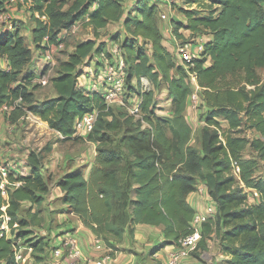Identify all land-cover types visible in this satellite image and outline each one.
Here are the masks:
<instances>
[{
	"label": "trees",
	"instance_id": "16d2710c",
	"mask_svg": "<svg viewBox=\"0 0 264 264\" xmlns=\"http://www.w3.org/2000/svg\"><path fill=\"white\" fill-rule=\"evenodd\" d=\"M25 1H31L33 42L40 53L63 40L61 32L78 21L92 27L95 35L79 41L60 61L50 79L56 95L39 101L34 48L17 21L13 29L4 28L0 21V56L9 65L0 66V107L14 106L4 115L16 122L33 113L66 138L96 143L88 177L80 166L56 182L69 209L112 248V256L126 234L134 238L140 223L162 227L161 246L178 245L191 232L195 208L189 195L203 182L218 212L205 223L200 247L206 248V237L215 232L222 253L230 256L228 264H264V177L256 176L259 159L264 158V79L259 72L264 67V0H188L206 4L209 12L195 7L184 9V21L172 16L174 35L186 39L181 31L185 27L192 35L206 31L210 38L200 56L187 63L178 61L164 43L162 0H135L131 6L130 0ZM11 4L0 0V14ZM36 11L48 19L37 17ZM115 22L122 23L126 34L117 55L96 39L101 29ZM95 56L99 65L106 56L125 61L129 94L141 98L139 117L108 105L102 92L80 85L82 66ZM193 76L199 97L210 108L200 147L191 143L194 128L187 117L189 98L196 91ZM143 77L155 86L166 84L172 105L169 115L157 113L155 91L144 87ZM95 109L93 129L86 136L78 135L76 119ZM219 117L228 121V128L222 129ZM1 118L2 114L0 128ZM247 128L256 136L245 135ZM248 149L257 155L247 156ZM28 160L31 172L19 175L22 184L9 189L8 198L0 191V215L9 216L7 223L13 230L12 236L1 235L2 217L0 264H18L16 241L27 238V233L15 229L40 224L39 213L51 192L44 156L31 151ZM247 188L259 191V202L250 203ZM25 200L32 204L28 218H21ZM30 243L37 260H44V238Z\"/></svg>",
	"mask_w": 264,
	"mask_h": 264
},
{
	"label": "rangeland",
	"instance_id": "374dc122",
	"mask_svg": "<svg viewBox=\"0 0 264 264\" xmlns=\"http://www.w3.org/2000/svg\"><path fill=\"white\" fill-rule=\"evenodd\" d=\"M130 1L129 2L131 5L135 4V0H130ZM187 1L188 0H162L161 7H160V15L162 13L167 14V18H162L160 16L161 17L160 22L162 25L164 38H165L164 43L168 44V48H170L173 55L178 61H180V57L178 55L179 54L178 50L180 46L182 45L184 46L186 43H197L199 46H201V44H203L205 41L204 39L202 40L203 34L208 33L206 31L205 32L203 31L204 33L201 32V33H196L195 35H192L189 30L183 27L181 31L184 34L186 39H180L174 35L173 26L170 23V19L172 16L177 15V16H181L185 18L184 9L195 8V7L201 9V12H203L204 14L209 12V7L205 6L206 4L202 2L189 3ZM13 6H17V7L13 9ZM204 7L206 8L204 9ZM28 11H29V4L24 3L23 0H18V2L15 1L14 3L10 5L9 12L11 13L12 17L8 20V22L11 21V24H13L12 20L13 22L17 21L20 27V31L25 36L26 42L29 45L33 46L34 52H35V58H34L35 66L34 67L36 68L39 66V62L41 61L40 59L43 58V56H42V53H40V51H38L37 47L34 45L33 35L31 32L32 31L31 26L34 25V21L31 17V12L30 11L28 12ZM169 16H170V19H169ZM78 23L79 24L76 23L77 27L75 31H70L65 36L61 37V39H63L64 41V47L60 50L57 49L53 53L56 59V63L52 66H49L46 71V75L49 77V80L52 78V76H54L57 73L60 61L68 57L69 53L75 49V46L78 44L79 41L86 39L89 36H95L93 33L92 27L85 26V24H83L81 21H78ZM6 24L7 23L2 22V26L4 28H9L8 26H6ZM11 29H13V27ZM113 34L116 35L115 38L113 37L114 36ZM125 35L126 34L122 26L120 25L118 26L117 24V25H112L109 28L107 27L105 29H101L100 32L97 34L96 39L98 42H105L106 43L105 48H107L108 50L113 52L115 55H117L119 44H121V40L125 38ZM188 49L190 50L191 48L189 47ZM193 51H195V49H193ZM96 58L97 56H95L92 61L91 59H89L82 66L84 73L79 78L80 85L83 86L84 84L85 85L87 84L88 89L91 88L92 79L94 81L98 80L97 76L99 72V67L104 65V63L106 62L104 61L102 64L99 65L96 63L97 61ZM1 59H4V58L1 57ZM114 60L115 61L118 60L117 56L114 57ZM30 67L31 68L33 67L32 63ZM259 72L262 78H264V67L260 68ZM143 85L146 89H154L155 97L158 101L157 113L160 115H169L171 113L172 105H171V99H169L168 97V90H167L166 84L162 82L159 85L155 86L152 82H150L147 78H145L143 79ZM54 94H55V89L50 81L49 83L45 85H38L36 92H35L36 99L39 101L49 98L53 96ZM122 99L124 101V104H121V102L118 103L117 101H113V103H111L110 105H112V107H121L124 111H127L130 113L131 107H133L136 103H140L141 101V98L139 95L129 94L128 87H126V90L123 93ZM209 112H210V108L201 99V97L195 98V97H192V95L190 96L188 107H187V117L194 128V133L191 139V143L196 146H199V147L201 146L200 132H201L203 125L206 123V118ZM218 119L221 121L223 130L228 128L227 120H225L222 117H219ZM38 131H41L44 137V139L40 143L34 142L36 137H38V135L36 134ZM12 134L15 137H12L11 141L16 142L18 145H22L23 149H29L30 151H37V152L40 151L41 154L44 156V172H45L46 177H48L51 183V187L53 188L55 195H58L61 192L60 188L56 186L57 178L60 175H62V173H64L65 171L72 168L75 164H82L81 166L87 163L90 164L94 151H96L95 145L91 141L84 139V138L80 140L74 137L66 138L63 136L61 132L51 128L49 126V123L43 120L42 118L39 120L37 118L26 119L22 124H19L18 127H16L14 133ZM244 134L249 137L256 136V132H253L249 128L244 130ZM9 135L10 133L7 134L6 136L8 137ZM7 144H8L7 146H10L9 143ZM251 154L257 155L255 151L248 149L246 151V155L250 156ZM259 160L260 161H259V165L256 170V176L264 177V158L263 159L261 158ZM246 191L249 194L248 199L250 203H256L253 200L254 197L253 195H251L252 193H249L250 191L248 188L246 189ZM55 200L56 202L58 201V203H61L60 196L55 198L54 201ZM65 209L66 207H63L62 210L66 211ZM54 212L53 210H50L49 207L47 208L45 207L44 209L41 210V213H39L40 224H37L38 226L30 225L24 229H19L17 227L15 229L16 232H18L19 230H22L23 232L27 233L25 235L27 236V238L25 239L22 238V240H19V241L24 242L23 244L27 243L28 245H31L30 243L31 240L33 241V240L44 238V242L48 244L49 236H51L50 231H52V236H54V234L58 236L54 232L57 226H59ZM19 216L21 218H28L27 206L23 207L22 205L21 210L19 212ZM1 218L2 217H0V219ZM11 231L13 230L10 228V231H9L10 234H11ZM162 247L160 246L157 250H162ZM53 248L54 247H50L48 244L46 248L48 254L51 252V250H53ZM127 249L131 252H135L134 245L128 246ZM148 250L149 249L147 248L144 250V252H141L144 257V261L142 264H154V263L157 264L156 263L157 260L155 259H154L155 261L152 260L153 258L151 255L155 254L153 255V257L155 258H158L161 256H158V257L156 256L157 251L148 252ZM172 252H171V256H172ZM165 255H166V252H165ZM64 257H69L66 251L62 259ZM47 258H48V261L46 264H51L52 260L50 256ZM198 258L199 260H204V259H200V257ZM28 259H30L28 261V264H39V261L37 260V252L35 251L31 252ZM72 260L74 261V259ZM208 261L209 260H204L203 262L207 263Z\"/></svg>",
	"mask_w": 264,
	"mask_h": 264
},
{
	"label": "built area",
	"instance_id": "2783aa9c",
	"mask_svg": "<svg viewBox=\"0 0 264 264\" xmlns=\"http://www.w3.org/2000/svg\"><path fill=\"white\" fill-rule=\"evenodd\" d=\"M12 3L15 1L18 2V0H11ZM24 3H30L23 0ZM9 13V14H8ZM36 16L41 18L42 20H47L48 17L45 14H41L39 12H35ZM162 18H167V14L162 13L160 15ZM12 17L11 13L8 11H4L0 14V21L7 23L6 26L9 28H12L14 26V22L12 20L8 22V20ZM170 19V16H169ZM77 24H79L77 22ZM77 24L75 23L70 28H65L61 34L60 38L65 36L70 31H75ZM191 43H186L184 46H180L178 50V55L180 57L181 63H187L191 62L194 57H198L200 55V52L203 48V44L199 46V51H193L192 49H188ZM117 46V45H116ZM64 47V41L61 40L58 44H56L54 47L47 48L43 53L39 66L35 68V72L37 73V76L34 78V82L39 83L41 85H45L49 83V77L46 75L45 69L48 66H52L56 63V59L53 55L54 51L57 49L60 50ZM119 51V47L118 50ZM6 61V58L3 57ZM35 58V55H34ZM99 57L96 59L98 60ZM100 59H104L103 61H106L104 65L99 67L98 72V80L94 81L93 79L91 84V90H96L102 92L104 95L105 101L108 105L113 103V101H117L118 103L121 102V104H124V101L122 99L123 93L126 89V63L125 61L120 58L117 61L109 60L106 57H102ZM0 56V61H1ZM93 59H91L92 61ZM35 61V60H34ZM8 62V61H7ZM1 66V65H0ZM2 67H9V65H3ZM147 77H143L145 79ZM193 79L195 80L196 77L193 76ZM87 87V84L83 85ZM192 97L200 98L197 91H195L192 94ZM14 108L13 105H7L4 104L0 107V114H4L7 111L12 110ZM140 106L139 103H136L133 107L130 109V113L136 115L137 117L140 116ZM98 111L95 109L93 111L85 113L83 116L78 117L75 121V128L77 131V134L79 135H86L89 131H91L94 127L96 118H97ZM223 138V136H222ZM224 139V138H223ZM31 168V165H30ZM240 170V167H236V173H238ZM13 174L14 180H10V175ZM0 191L3 194L5 198H8L9 189L14 188L15 186L21 185L22 180L19 179V175H27L26 173H20L18 174L14 170V163L12 161H6L0 159ZM192 193H196L199 197V203L198 206L194 207L195 212L191 220V232L186 235L184 238L181 239L180 243L176 246V249L172 252V264H186L187 261H191V264H208L203 262L202 260H199V256L196 254L198 250L200 249V243L204 237V226L205 223L208 222L210 219H215V216L218 212V204L216 200L212 197L208 190V186L201 182L198 185V188L193 191ZM7 207V204H3L2 209L5 210ZM1 217L5 218L4 222L1 226V235L4 233L7 236H12L9 231V225L7 221L9 220V216L6 214L0 215ZM51 236H49L50 240L56 239V235L52 236V231H50ZM16 260L18 264H24L27 260L26 257L31 254L33 251V247L28 244H23V242H20L19 240L16 241ZM96 247L104 251V254L101 256V264H106L108 260L112 258V254L110 253L112 251V248L109 247L101 238L97 239ZM65 251L68 253L69 257L71 259H74L72 264H90L89 259L87 256H83V250L80 247L78 241L75 237H68L63 240V242L60 245H54L53 250L48 254L50 256L52 263L51 264H61L62 257L65 255ZM128 264V263H127Z\"/></svg>",
	"mask_w": 264,
	"mask_h": 264
},
{
	"label": "crops",
	"instance_id": "0c3cea01",
	"mask_svg": "<svg viewBox=\"0 0 264 264\" xmlns=\"http://www.w3.org/2000/svg\"><path fill=\"white\" fill-rule=\"evenodd\" d=\"M16 7L17 6H13V9H15ZM9 10H10V7H9ZM175 17L183 21L185 20V18L181 16L176 15ZM117 24L118 26L119 25L122 26L121 22H115V23L108 24L107 27L109 28L112 25H117ZM33 26L34 25L31 26V29L33 28ZM89 37H92V36H89ZM209 38H210L209 35L203 34L202 40L204 39L205 40L204 43H205ZM204 43H203V48H204ZM166 45L168 46V44ZM190 46L192 50L193 49H195V51L200 50L199 45L197 43H191ZM199 56L200 55H198V57ZM0 65L1 66L8 65V62L2 59L0 61ZM194 81H195L194 85H196V91H198V85L196 83V80ZM55 95H56V91L53 96ZM28 118H37L38 120L41 119L39 116L35 114L28 113L26 116L21 117L18 121L12 122L7 116L2 115L1 128H0V159L6 160V161H12L14 163V170L18 174L26 173L27 175L30 174L31 172L30 163L28 160V157L31 151L29 149H23L22 145H18L16 142L11 141V138L15 137L13 136L12 133H14L16 127H18L19 124H22ZM9 133L10 135L7 137L6 135ZM36 134L38 135V137H36L34 142L36 143L42 142L44 137L41 131H38ZM4 143L6 146L4 145ZM7 143H9L10 146H7L8 145ZM92 143L95 145V148H96V143L95 142H92ZM95 154H96V151H94L90 164L89 163L83 164L86 177H88L89 175V171L93 164ZM81 165L82 164H75L72 168H70L69 170L65 172L72 171L75 168L80 167ZM64 173H62V175ZM62 175H60L57 178V180ZM0 179H1V175H0ZM248 189L250 191L249 193H252L251 195H253L254 197L253 198L254 202L256 203L259 202L260 201L259 191L254 188H248ZM62 194L63 192L61 190V192L58 195H55L54 190L51 187V192L49 193V195H47L43 203V206H42V209H44L45 207L46 208L49 207L50 210H53V212L55 211L54 214L56 215L57 223L59 224L56 230L55 231L53 230L58 236L56 237V239H52L51 241L49 238L48 240L49 246L54 247V245H60L65 238L75 237L80 247L83 250V256L88 257L89 263L90 264H101L100 259H101V256L104 254V251H101L96 247L97 239L99 237H97L82 222V220L79 218V216L75 212L69 209L68 204H65L62 201ZM58 196H60L61 203H58V201L56 202L57 199L54 201V199L57 198ZM189 201L194 207L198 206V203H199L198 195L196 193H191L189 195ZM31 204L32 203L29 200H25L23 202V207L27 206V210H29L31 208ZM63 207H66L65 209L66 211L62 210ZM35 210H36V207H33V211ZM35 226H38V225H35ZM164 240H165V236H164L162 227L151 225V224L140 223L136 226L134 238L126 234L124 237V240L118 244L119 250L116 252L114 256H112L110 260L106 262V264H127V263L142 264L144 261V257L141 252H144V250L147 248L149 249L148 252L157 251L156 256L157 257L161 256V257L155 258L153 257V255L155 254L151 255L153 258L152 260L154 259L157 260L156 262L157 264H172L171 252L176 249L177 245L170 243L162 247L161 243ZM130 245H134L135 252H131L127 249V247ZM205 245H206V248H204L201 244L200 249L198 250V252H196V254L200 257V259L209 260L207 262L208 264H228V259L230 258V256L222 253L221 248H220V239L217 237L215 232H212L209 236L206 237ZM160 246L162 247V250H157ZM165 252H166V255H165ZM47 254H48L47 251L41 254L44 257V260H42V262L39 261V264L47 263L48 261L47 257H49ZM28 257L24 264H28V261L30 260L28 259ZM72 262L73 260L70 257H64L62 259L61 264H72ZM191 263H192L191 261L186 262V264H191Z\"/></svg>",
	"mask_w": 264,
	"mask_h": 264
}]
</instances>
